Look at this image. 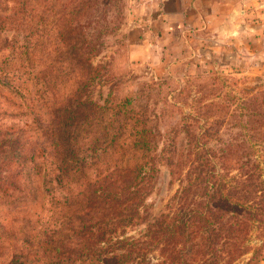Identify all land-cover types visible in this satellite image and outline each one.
Instances as JSON below:
<instances>
[{"label":"trees","instance_id":"1","mask_svg":"<svg viewBox=\"0 0 264 264\" xmlns=\"http://www.w3.org/2000/svg\"><path fill=\"white\" fill-rule=\"evenodd\" d=\"M106 1L53 0L55 13L62 5L54 28L77 73L61 98L44 75L48 1L0 0V83L31 105L50 88L57 99L41 137L0 125V220L1 206L22 208L38 196L46 210L9 264H237L249 253L248 261L261 260L264 89L223 92L210 77L192 83L197 103L188 113L161 97L166 79L115 98L121 81L110 61L93 63L115 28L88 25L96 17L89 10ZM163 167L176 188L157 209L149 197Z\"/></svg>","mask_w":264,"mask_h":264},{"label":"rangeland","instance_id":"2","mask_svg":"<svg viewBox=\"0 0 264 264\" xmlns=\"http://www.w3.org/2000/svg\"><path fill=\"white\" fill-rule=\"evenodd\" d=\"M47 1L50 32L47 33L44 75L51 83L57 82L56 93L62 98L70 93L71 88L77 83H75L77 73L67 67L69 54L65 52L63 45L65 43L59 34V28H54L56 16L60 17L62 14V5L58 3L56 7L58 12L55 13L51 9L53 0ZM107 2L109 4L105 6L100 5L89 10L95 13L96 17L88 25L100 26L107 30L115 28L112 33L102 36L103 51L93 59L94 64L110 61L108 64L110 74L121 81L114 88L115 98L132 94L144 83H152L153 79H166L167 82L160 93L161 97H167L169 103H176L174 108L179 106L182 111L188 113L197 103L192 99L196 94L192 83L209 81L210 77L216 79L214 88L223 92L230 90L239 94L240 90L249 89L260 94L264 89V24L256 32L246 29L230 39H217L206 31L178 27L174 24L176 21H171L174 22L171 30L164 25L161 22L162 13L164 14L165 10L174 11L173 0H107ZM163 21L167 19L164 18ZM59 22L61 25L64 24L62 20ZM55 32L61 52L54 50L57 39ZM71 62L74 63V60ZM33 85L34 82L30 81L32 95L39 96L37 86ZM183 88L185 97L176 98V92ZM108 89V86L103 87L105 96L109 92ZM189 89L193 90L189 92ZM54 91L50 88L45 100H36L34 105H31L25 96L0 83V125L27 128L34 137H41V124L43 121L45 122L43 127L47 124L51 102L56 97ZM162 104L163 102L159 101L158 108ZM173 114L179 118V113L175 111ZM261 152L257 151L256 154L260 155ZM168 181L167 170L163 167L156 190L149 197V201L154 202L157 209L163 206L176 188V184L170 186ZM41 182V176H34L35 187L40 188ZM38 198L36 202L25 203L22 208L17 207L18 210L1 206L4 219L1 216L0 264H9L15 255L22 251L21 241L31 235L34 224L36 232L45 224L46 220L42 215L46 210H43L42 197ZM129 233L138 234L136 229L130 230ZM254 243L259 245L260 241ZM251 255L249 253L237 264H264V258L248 261Z\"/></svg>","mask_w":264,"mask_h":264},{"label":"crops","instance_id":"3","mask_svg":"<svg viewBox=\"0 0 264 264\" xmlns=\"http://www.w3.org/2000/svg\"><path fill=\"white\" fill-rule=\"evenodd\" d=\"M173 5L174 11L162 13L167 21L161 20L170 30L176 24L230 39L246 29L256 32L264 24V0H173Z\"/></svg>","mask_w":264,"mask_h":264}]
</instances>
